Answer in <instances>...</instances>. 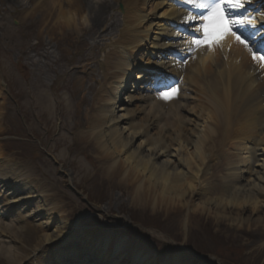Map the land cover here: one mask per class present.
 Masks as SVG:
<instances>
[{
    "label": "bare ground",
    "instance_id": "6f19581e",
    "mask_svg": "<svg viewBox=\"0 0 264 264\" xmlns=\"http://www.w3.org/2000/svg\"><path fill=\"white\" fill-rule=\"evenodd\" d=\"M117 1L26 0V6L21 9L23 18L33 17V22L39 27L36 37L44 40L48 49L53 43L55 49L78 57L77 64L69 70L74 75L82 74V67L84 72L92 71L89 62L105 46L104 41L90 45L93 52L82 64V54L77 50L78 44L82 46L85 42L82 34H97L101 38L108 35V29L115 30L120 23L122 25L115 39L109 43L112 49L104 52L99 62L102 70L99 90L106 82L110 81L111 85L106 90L109 94L103 116L100 115L99 124L93 126L92 139L82 136V132L77 137L81 142V139L84 140L83 144L91 143L93 153L99 155L95 157L102 176L109 182H119L120 189L128 194L134 206L141 208L151 205L153 209L160 206L166 212L171 210L169 213L185 208L190 214L199 209H212L218 221L232 224L237 229L246 227L247 233L251 230L252 234L264 233V224L260 225L264 218L249 220L241 214L247 210L260 213L264 206V200L259 199V196L264 197V69L258 62H253V54L236 43L232 36H227L221 46L211 52L207 49L193 51L188 43L191 38L181 36L177 31L179 25L190 26L184 23L188 11L174 8L167 0H123L124 13L118 22L112 14ZM245 5L254 22L256 18L264 21V0H248ZM23 22L20 19V23ZM192 28L189 27L190 30ZM253 29L242 27V38L247 37L246 34ZM260 41H256V45ZM174 52L179 55L190 53L185 66L179 60L172 59ZM33 57L28 58L29 64L35 63ZM26 64L23 70H26ZM140 67L142 69L131 77L133 85L144 78L142 72L145 69H154L181 77L180 92L176 100L167 104L170 106L167 108L154 95L141 94L143 86L138 85V92L127 95V101L121 99L122 103L129 105L137 101L146 103V106L135 105L133 110L119 107L117 111L122 113L117 115L115 103L120 101L131 72ZM71 92L73 96L82 95V80L78 77L71 84ZM97 95L99 92H95ZM237 99H240L238 104ZM202 100L207 105L198 107L197 102ZM190 103L195 106L192 107ZM144 108L147 114L133 122V116L142 113ZM198 110H201L200 114ZM179 111H185V115ZM237 114L241 117V122H237L240 126L232 132L230 127L234 125ZM169 119L173 120L171 123L176 128L170 132L171 128L165 129L163 125ZM160 120L163 126H158ZM125 121L128 127L123 126ZM185 125L193 126V129L187 128L190 133L186 135L182 134ZM149 129H154V133L150 134ZM138 138L141 140L135 144ZM226 140L230 144L228 147L234 150L230 155H226ZM188 145L191 147L188 148ZM170 151L173 159H169ZM208 158H211L212 164H208ZM254 163L258 170H253ZM0 171V217L18 209L20 214L15 218L16 223L25 221L24 224H27L28 219L42 220L38 226L43 233L37 237L31 251L32 261L40 252L44 258L39 264H50L52 257L63 264L59 257L65 253L64 250L59 248L49 255L41 251L45 245L65 243L61 223L56 221V215H59L57 206L60 205L50 196L51 188L35 177L33 170L14 163L11 165L2 158ZM207 173L211 177L218 173L221 193L216 199L194 201V196L200 197L205 192L216 190L213 183L201 180ZM233 210L237 211L235 217L229 214ZM54 223V233L47 232ZM253 225L255 228H248ZM23 233L24 226L0 224V259L15 264L25 257L17 252V247L11 246V243L20 240ZM121 238V235L112 238L113 251L112 248L108 249L110 239L88 238L91 240L90 251L100 255L106 264H122L114 256L118 259L129 258L131 264H181L175 254H163L164 259L160 260L135 247L126 238L122 242ZM32 240V234H26L22 242L26 245ZM95 244L99 245L98 250ZM102 245L105 249L101 248ZM60 246L63 247L61 243ZM84 258L88 259L86 256Z\"/></svg>",
    "mask_w": 264,
    "mask_h": 264
},
{
    "label": "rangeland",
    "instance_id": "374dc122",
    "mask_svg": "<svg viewBox=\"0 0 264 264\" xmlns=\"http://www.w3.org/2000/svg\"><path fill=\"white\" fill-rule=\"evenodd\" d=\"M25 4L26 0H0V158L11 165L14 163L33 170L35 177L51 188L50 196L60 205L57 206L59 215H56V221H60L62 232L69 236L83 231L111 239L122 235L133 245L145 250L148 255L162 259L163 254H175L181 264H264L263 231L252 234L253 230L249 229L251 231L247 233L246 227L237 229L232 224L218 221L212 209H199L190 214L185 208L178 209L175 213H169L171 210L166 212L160 206L155 209L151 205L138 208L131 204L128 194L120 189L119 182H109V179L102 176L101 167L96 161L99 155L93 153L91 143L83 144L84 140L81 139V142L77 135L82 132V136L92 139L93 126L96 127L100 115L103 116L109 94L106 90L111 85L110 81L106 82L99 90L98 81L102 71L99 62L104 52L112 49L109 43L115 39L117 30L122 25L120 23L115 30L108 29V35L101 38L97 34H82L85 42L82 46L78 44L77 48L82 54V64L93 52L90 45L104 41L105 46L101 47L97 57L89 62L93 67L92 71L84 72L82 67V75H74V72L69 70L77 64L78 57L55 49L53 43L48 49L44 40L36 37L39 27L33 22V17L23 18L21 9ZM118 4L122 5L123 2H116L115 11L112 12L117 22L122 19L124 12L119 10ZM20 19L24 22L20 23ZM30 56H34L32 60L34 59L35 63H28ZM25 64L26 70H23ZM135 72L137 71L134 69L132 76ZM77 77L82 80V99L79 95L73 96L71 92V84ZM130 86L131 84H128L122 91L120 101L115 103L117 115L122 113L117 111L119 107L133 110L135 105L146 106V103L137 101H132L129 105L122 103L121 99H125L130 93L133 94L129 91ZM95 92H99V95L95 96ZM202 104L207 105L205 100L197 102L198 107ZM190 105L195 106L194 103ZM200 112L201 110H198L197 113ZM179 113L185 115V111ZM145 114L146 108L142 113L135 115L136 117L133 116V122H137ZM236 117L234 125L230 127L232 132L240 126L237 122H241V117L239 114ZM172 121L169 119L163 124L160 120L158 126L164 125L165 129L171 128L168 132L174 131L176 128L173 127ZM127 122L130 121L127 119ZM127 122H123V126L128 127ZM187 128L193 129V126L185 125L182 134L190 133ZM153 131L154 129H149L150 134H153ZM140 140L136 139L135 144ZM225 142L226 155H230L233 150L228 147L229 141ZM190 147L191 145H188V148ZM171 151L169 159L174 158L170 156ZM210 159L208 158V164H212ZM255 169L258 170V167L254 163L253 170ZM207 174L203 175L201 180L213 183L216 190L205 192L200 197L194 196V201L216 199L221 193L218 173L212 177L210 173ZM121 186L124 189V186ZM259 199L264 200V197L259 196ZM15 212L14 216L8 215L0 224L24 226L25 233L19 237L21 241L18 239V242L10 245L17 247V252L25 255L15 264H28L32 262L31 251L37 237L43 233L42 228L38 226L42 220L32 221L27 218V224H24L25 221L16 223L15 218L20 211ZM229 214L235 217L237 211L233 210ZM241 214L244 219H263L264 206L260 213L247 210ZM262 224L264 221L260 225ZM76 227H79L77 232ZM260 229L263 227L260 226ZM55 230L54 223L47 232L54 233ZM26 234H32L33 240L25 245L22 241ZM76 242L78 240L74 239L66 243V247L77 244ZM56 245H45L42 248L43 253H52L51 248ZM39 255H36L37 263ZM122 262L130 263L128 260ZM0 264L13 263L2 258Z\"/></svg>",
    "mask_w": 264,
    "mask_h": 264
},
{
    "label": "snow or ice",
    "instance_id": "6c2138e0",
    "mask_svg": "<svg viewBox=\"0 0 264 264\" xmlns=\"http://www.w3.org/2000/svg\"><path fill=\"white\" fill-rule=\"evenodd\" d=\"M248 0H182L184 5H188L195 11H190L184 19V23L193 25L194 35L189 40V46L193 51L197 49H207L213 51L221 46L227 36H232L236 43L245 49L253 52L259 51L257 45L250 46L249 38L243 36L241 31L245 25H251L249 17L234 18V14H239L240 9ZM240 34H237V33ZM254 39V38H253ZM253 62H258L264 69V53L252 55ZM178 90L172 88L163 92L158 98L170 101L176 98Z\"/></svg>",
    "mask_w": 264,
    "mask_h": 264
}]
</instances>
